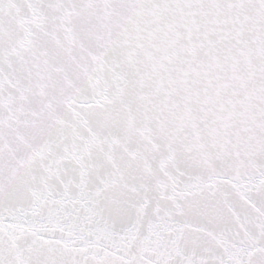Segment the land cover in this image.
Wrapping results in <instances>:
<instances>
[{"label":"snow or ice","instance_id":"snow-or-ice-1","mask_svg":"<svg viewBox=\"0 0 264 264\" xmlns=\"http://www.w3.org/2000/svg\"><path fill=\"white\" fill-rule=\"evenodd\" d=\"M0 264H264V0H0Z\"/></svg>","mask_w":264,"mask_h":264}]
</instances>
